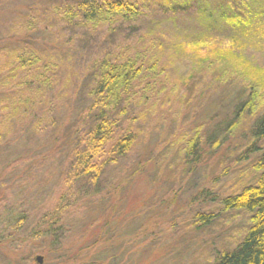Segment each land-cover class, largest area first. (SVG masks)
I'll list each match as a JSON object with an SVG mask.
<instances>
[{"label": "rangeland", "instance_id": "rangeland-1", "mask_svg": "<svg viewBox=\"0 0 264 264\" xmlns=\"http://www.w3.org/2000/svg\"><path fill=\"white\" fill-rule=\"evenodd\" d=\"M3 1L0 32L18 19L14 12L29 0ZM160 1L138 0L147 8L148 25L173 57L167 84L176 92L168 99L150 95L147 104L135 111L138 115L143 109L146 114L134 122L140 139L121 162L105 167L97 191L89 185L92 193L83 199L76 194L83 188L80 181L68 189L73 171L67 146L59 145L58 135L41 136L42 145L32 160L20 158L27 152L24 133L0 140V264H215L216 256L232 249L248 229L250 214L223 210L220 199L256 182L254 164L264 151V139L257 142V151H246L253 119L243 120L240 130L218 148L205 144L207 153L196 164L183 158L182 148L183 139L197 130L204 141L207 132L223 116L230 118L246 98L235 102L240 85L233 78L242 68L250 66L245 75L261 83L264 98V25L252 14L264 11V0L250 2L253 28L236 41L245 64L230 56L228 63L216 66L197 65L192 48L178 50L175 44L205 29L206 21L196 10L203 1L212 8V22L219 24L216 13L223 0H192L187 9L174 14ZM259 17L264 21V14ZM213 35L229 46V29L215 30ZM84 48L86 58L91 50ZM222 73L229 83L212 82ZM62 194L68 196L64 216L52 234L48 232L50 236L42 237L46 230L42 214L52 213ZM197 214L214 218L205 225L198 223Z\"/></svg>", "mask_w": 264, "mask_h": 264}, {"label": "trees", "instance_id": "trees-1", "mask_svg": "<svg viewBox=\"0 0 264 264\" xmlns=\"http://www.w3.org/2000/svg\"><path fill=\"white\" fill-rule=\"evenodd\" d=\"M190 1L161 0L159 5L174 14L187 9ZM251 1L223 0L216 13L219 24L212 22V8L203 1L196 10L201 21H206L205 29L176 43V49L192 48L197 65L226 63L230 56L245 64L236 41L252 30V14L264 25L259 17L264 11L250 12ZM146 9L138 0H29L14 12L18 19L1 25L5 30L0 32V140L24 133L27 152L20 158L32 160L38 155L41 136L58 135L59 145L67 146L73 171L68 189L80 181L83 188L76 194L83 199L92 193L89 185L97 191L105 167L121 162L140 139L134 122L146 114L143 109L138 115L135 111L147 104L150 95L168 99L176 92L175 86L169 91L167 84L173 57L165 41L148 25ZM1 10L2 5L0 15ZM226 29L232 34L229 46L213 35L215 30ZM84 47L91 50L86 58ZM247 69L249 65L233 78L240 85L235 102L246 98L237 103L232 116H223L204 141L200 130L189 139L182 137L186 142L183 158L192 164L206 155L205 144L218 148L240 130L246 118L253 119L249 128L252 141L246 151L258 150L257 142L264 139V98L260 97L261 83L249 80ZM227 79L222 73L211 80L229 83ZM254 168L258 173L254 184L220 199L223 210L249 213L250 225L232 249L216 256L215 264H264V151ZM67 199L62 194L55 210L42 214L46 229L42 237L50 236L64 216ZM213 218L214 214L196 216L205 225Z\"/></svg>", "mask_w": 264, "mask_h": 264}, {"label": "water", "instance_id": "water-1", "mask_svg": "<svg viewBox=\"0 0 264 264\" xmlns=\"http://www.w3.org/2000/svg\"><path fill=\"white\" fill-rule=\"evenodd\" d=\"M36 261H37L38 263H41V261H42V257H41V256H37V257H36Z\"/></svg>", "mask_w": 264, "mask_h": 264}]
</instances>
